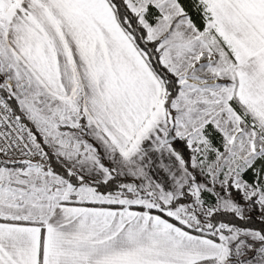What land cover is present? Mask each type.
I'll return each instance as SVG.
<instances>
[{
  "label": "snow or ice",
  "instance_id": "6c2138e0",
  "mask_svg": "<svg viewBox=\"0 0 264 264\" xmlns=\"http://www.w3.org/2000/svg\"><path fill=\"white\" fill-rule=\"evenodd\" d=\"M0 264H264V0H0Z\"/></svg>",
  "mask_w": 264,
  "mask_h": 264
}]
</instances>
